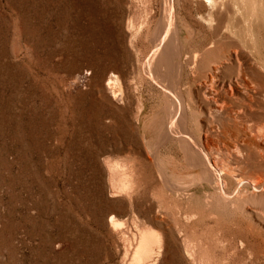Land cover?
<instances>
[{
	"label": "rangeland",
	"instance_id": "374dc122",
	"mask_svg": "<svg viewBox=\"0 0 264 264\" xmlns=\"http://www.w3.org/2000/svg\"><path fill=\"white\" fill-rule=\"evenodd\" d=\"M166 2L0 0V264H135L145 230L164 241L151 264H264V216L252 212L264 203L210 216L192 202L202 216L185 223L190 210L130 208L113 194L114 164L134 163L143 181L158 166L187 175L178 144L157 139L175 93L144 74ZM245 3L264 17V0ZM172 10L177 44L188 56L205 52L219 26L215 2L172 0ZM232 17L222 23L227 37ZM249 35L264 60V27ZM111 71L123 104L104 89ZM192 107L186 127L197 136L205 119Z\"/></svg>",
	"mask_w": 264,
	"mask_h": 264
},
{
	"label": "bare ground",
	"instance_id": "6f19581e",
	"mask_svg": "<svg viewBox=\"0 0 264 264\" xmlns=\"http://www.w3.org/2000/svg\"><path fill=\"white\" fill-rule=\"evenodd\" d=\"M210 2L217 7L219 26L210 33L216 39L208 43L205 52L188 56L184 45L177 44L181 31L174 22L172 0H167L168 19L160 26L156 44L144 64L148 79L156 85L166 83L175 93V110L171 109L160 124L157 139L178 144L187 175L170 178L158 166L157 176L143 181L134 163L123 169L116 164L109 166L112 173L118 171L120 175L113 194L126 198L130 208L145 205L189 211L193 202L213 216L216 210L243 211L264 203V60L250 42L251 37L247 39L255 25L264 27V17L260 18L254 7L247 10L245 0ZM229 12L233 17L227 37L222 23ZM207 53L214 54V58L205 60ZM117 81L111 71L104 89L115 104H123V96L115 89ZM185 90L194 93L188 103L182 98ZM193 105L192 112L205 119L197 136L186 127L187 112ZM139 120L140 114L138 123ZM147 159L150 161V157ZM262 207L252 212L260 209L264 216ZM190 211L182 216L185 223L202 216L197 210ZM109 221L113 228L119 226L113 219ZM163 245L158 233L140 231L133 251L134 263L151 264Z\"/></svg>",
	"mask_w": 264,
	"mask_h": 264
}]
</instances>
